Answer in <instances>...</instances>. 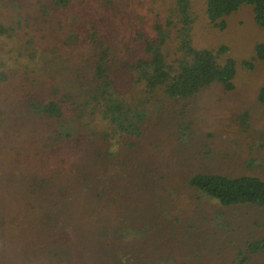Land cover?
<instances>
[{
    "label": "rangeland",
    "instance_id": "rangeland-1",
    "mask_svg": "<svg viewBox=\"0 0 264 264\" xmlns=\"http://www.w3.org/2000/svg\"><path fill=\"white\" fill-rule=\"evenodd\" d=\"M67 1L0 0V264H264L246 248L264 238V209L224 207L188 185L198 173L264 179V61L252 60L264 27L251 6L219 28L205 0H188L191 45L226 46L218 62L235 61L234 87L173 101L127 64L176 0ZM174 24L163 48L173 65ZM100 46L114 96L142 116L137 137L87 104ZM23 89L61 101V120L21 114Z\"/></svg>",
    "mask_w": 264,
    "mask_h": 264
},
{
    "label": "trees",
    "instance_id": "trees-1",
    "mask_svg": "<svg viewBox=\"0 0 264 264\" xmlns=\"http://www.w3.org/2000/svg\"><path fill=\"white\" fill-rule=\"evenodd\" d=\"M67 0H53L58 7H64ZM241 5H249L252 8L254 22L264 27V0H205V14L208 20L217 27L223 28V17L235 12ZM194 21L188 0H176L170 15L164 24L154 25L155 36L145 40V57L140 58L134 64H127L134 70L139 82L143 83L148 91L161 89L164 95L173 101H185L193 97L201 89L217 83L226 91L233 89V78L236 72L235 61L225 58L223 63L218 62L219 55L227 51L226 46L218 49H196L191 45V27ZM219 21V22H217ZM176 27L178 40L174 59V65L166 60L163 48L169 39L171 25ZM93 42V33L90 35ZM94 57L91 58L92 77L97 83L90 91L88 102L102 108L103 114L110 119L113 125L129 134L139 136L138 123L142 116L128 104L114 96V83L108 72L109 49L98 47ZM254 57L264 61V41L254 47ZM244 66L251 67V63L244 61ZM0 77V82L6 80ZM65 97V96H63ZM258 100L264 104V84L258 90ZM64 99V98H62ZM60 99V100H62ZM22 105L25 109L23 115L36 116L38 119H54L60 121L63 112L61 101H42L32 96L27 89L22 90ZM133 109V110H132ZM58 135H60L58 133ZM64 136H69L64 134ZM100 161H97L99 163ZM44 183L50 179L44 178ZM100 180V179H98ZM101 181H99V185ZM188 185L196 192L217 201L221 206L232 207L249 205L264 209V179L252 175L227 176L223 174L198 173L188 178ZM36 191V188H34ZM61 193L65 188L59 187ZM34 191V192H35ZM51 219V218H50ZM44 222V219L40 218ZM249 253L264 252V238L247 245ZM243 262V259H242Z\"/></svg>",
    "mask_w": 264,
    "mask_h": 264
}]
</instances>
